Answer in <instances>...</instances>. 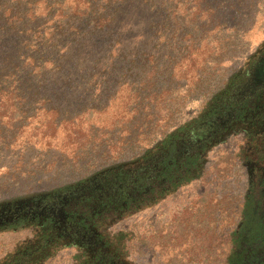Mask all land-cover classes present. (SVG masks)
Segmentation results:
<instances>
[{
  "label": "rangeland",
  "instance_id": "374dc122",
  "mask_svg": "<svg viewBox=\"0 0 264 264\" xmlns=\"http://www.w3.org/2000/svg\"><path fill=\"white\" fill-rule=\"evenodd\" d=\"M121 7L111 33L71 55L65 48L81 36L63 38L47 68L34 73L26 66L32 79L24 101L0 104V111H17L0 119V203L63 188L143 154L195 118L264 41V0H125ZM43 36L33 33L28 42L43 44ZM223 156L213 167L238 159ZM134 216L115 226L126 232L130 256L137 249ZM142 234L139 246L151 250L155 264H168L164 237ZM33 235L30 227L0 231V258ZM205 237L202 264H211L210 233ZM67 249L55 264L74 263L76 249ZM175 250L171 264H179ZM196 252L190 248L189 264L197 263Z\"/></svg>",
  "mask_w": 264,
  "mask_h": 264
},
{
  "label": "flooded vegetation",
  "instance_id": "af4514ba",
  "mask_svg": "<svg viewBox=\"0 0 264 264\" xmlns=\"http://www.w3.org/2000/svg\"><path fill=\"white\" fill-rule=\"evenodd\" d=\"M230 152L236 162L213 167ZM129 215L136 216L131 256L126 232L115 230ZM11 227L34 235L0 264H55L68 247L76 249L73 264H155L139 246L143 232L164 237L168 264L176 248L179 264H189L191 247L202 264L208 233L211 264H264V41L195 118L143 154L64 188L1 202L0 229Z\"/></svg>",
  "mask_w": 264,
  "mask_h": 264
},
{
  "label": "trees",
  "instance_id": "16d2710c",
  "mask_svg": "<svg viewBox=\"0 0 264 264\" xmlns=\"http://www.w3.org/2000/svg\"><path fill=\"white\" fill-rule=\"evenodd\" d=\"M124 1L74 0L73 5H69L66 0H43V4L36 0H0V104L10 100L18 104L24 101L25 83L32 79L25 74L26 66L34 73L47 68L52 63L48 55L59 52L63 38L81 36L78 45L65 48L71 55L89 40L111 33L109 25L116 22ZM33 33L36 36L44 34L45 43L29 44ZM46 56L43 63L40 59ZM16 112L1 110L0 119L4 115L13 118ZM255 237L252 235L250 241ZM237 259L236 264H242L239 261L242 258Z\"/></svg>",
  "mask_w": 264,
  "mask_h": 264
}]
</instances>
